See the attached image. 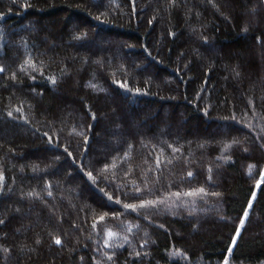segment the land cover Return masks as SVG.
<instances>
[{"label":"trees","instance_id":"1","mask_svg":"<svg viewBox=\"0 0 264 264\" xmlns=\"http://www.w3.org/2000/svg\"><path fill=\"white\" fill-rule=\"evenodd\" d=\"M263 63L264 0H0V264H264Z\"/></svg>","mask_w":264,"mask_h":264},{"label":"snow or ice","instance_id":"2","mask_svg":"<svg viewBox=\"0 0 264 264\" xmlns=\"http://www.w3.org/2000/svg\"><path fill=\"white\" fill-rule=\"evenodd\" d=\"M25 6H27V5H25ZM150 23H151V21H150ZM25 64L27 65V67H25L24 65H21V69H20V70H21L22 72H27V71H28V68H31L33 71L38 70L37 67H36V64H35L34 62H32V61H26ZM2 72H4V68H3V67H0V73H2ZM12 78L15 79V74H13V77H12ZM33 78H34V77H33ZM49 80H50L53 84L56 82V81H55V77H49ZM117 84H118L120 87H123V88H126V87H127L126 84L121 83V82H119V81H117ZM91 87L95 88L96 86H95V85H91ZM136 91L139 92L140 90H139V89H136ZM17 111H20V109H17ZM8 115L11 116L12 113L9 112ZM232 119H235V117H232ZM80 134H82V133H80ZM45 135H47V133H45ZM49 139H51V138H49ZM233 143H238V141H235V140H234ZM170 147H171V146H170ZM228 147H230V145H227V144H226V145H225V149H227ZM173 151H177V149H173ZM68 155H71V153H68ZM156 164H157V166H159V164H160L159 159H157ZM108 167H109L108 165H105V168L102 169L101 171L103 172L104 170H107ZM112 167H113V168L116 167L115 163L112 164ZM252 167H253L252 165L249 166V172H250V173H251V169H252ZM87 175H88V177H89L90 179H92L93 182L95 183V178L92 176V173L89 172V173H87ZM187 175H188L189 177H191V176L193 175V173H192V172H189ZM3 179H4V178H3V175L0 174V182H2ZM105 179H107V178L105 177ZM262 183H264V172H261V173H260V180L257 181V187L259 188V187L261 186ZM136 192H137V193H140V192H141V189H140L139 187H137V188H136ZM204 192H205V190H204L203 188H199V189L190 190V191L186 192L184 195H187V196H196L197 194H199V193H204ZM29 195H31V193H30ZM48 195L51 196L52 193H51V192H48ZM106 195H107V194H106ZM174 195L177 196V197H179V196H180V193H174ZM255 195H256L255 192H253V193H252L253 198H255ZM107 198H108L109 200H112L111 195H107ZM116 203L119 204L120 201H119V200H116ZM164 203H165V200H163V199H158V200H141L140 203H139V205H137V204H129V203H125V204H123V207H124L125 209H132L133 211H136L138 208L155 207V206L158 205V204H164ZM248 207H249V208L252 207V202H251V201H249ZM106 216H107L106 213H105L104 215L99 216V217L97 218V220L93 223L92 227H93V228H96L97 223L104 221ZM247 216H248V211H247V209H246L245 212H244V217L247 218ZM3 222H4L3 220H0V224H2ZM244 222H245L244 219H241V221H240L241 226H243ZM127 230H128V231H131V227H128ZM105 232H106V236H107V238H108L107 240H105V246H111V245L108 244V240H111L112 238L117 237L119 234H118L117 232L112 231L110 228L106 229ZM236 232H237V235H239L240 229L237 228ZM123 239H124L125 242H127L128 237L125 236V237H123ZM37 243H39V240H37ZM54 243L57 244V245H60V244H61V240H60V238H58V237L55 238ZM232 243H233V244L236 243V238H235V237H233ZM5 251H6V250H5ZM228 251H229V253H231L232 249L229 248ZM171 254H172L173 256L181 255V250H180V249H175ZM137 255H139V253H137ZM108 259L111 260L112 257L109 256ZM224 264H229V261H228V257H227V256H226L225 259H224Z\"/></svg>","mask_w":264,"mask_h":264},{"label":"rangeland","instance_id":"3","mask_svg":"<svg viewBox=\"0 0 264 264\" xmlns=\"http://www.w3.org/2000/svg\"><path fill=\"white\" fill-rule=\"evenodd\" d=\"M151 3H153V1H151ZM153 6V5H152ZM252 11V13L255 11V7L254 8H252L251 7V10H250V12ZM37 28L36 27H34V28H32L31 30H32V32H34V31H37L36 30ZM20 33H22L21 31H24V30H18ZM45 38L47 39V37L45 36ZM45 42H47V46H46V48H47V51H52L54 48H56L57 47V45H59V42L58 41H54V40H49V39H47V40H45ZM262 65V72H261V74L260 75H263L264 76V63L263 64H261ZM99 66H100V64H99ZM101 68H102V66H100ZM104 67H105V65H104ZM76 114V113H75ZM77 115V114H76ZM171 133H173L174 135H179V131L178 130H172V132ZM105 145H107V144H105ZM99 147H101L102 145H101V143L98 145ZM101 150H103V151H105V149H102V148H100ZM165 214V213H164Z\"/></svg>","mask_w":264,"mask_h":264}]
</instances>
